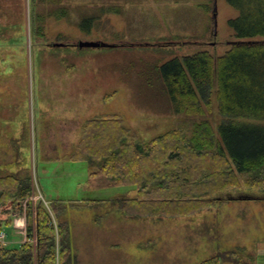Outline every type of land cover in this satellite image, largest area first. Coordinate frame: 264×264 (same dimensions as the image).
<instances>
[{"label":"rangeland","instance_id":"obj_1","mask_svg":"<svg viewBox=\"0 0 264 264\" xmlns=\"http://www.w3.org/2000/svg\"><path fill=\"white\" fill-rule=\"evenodd\" d=\"M33 2L0 0V172L23 168L21 174L32 178L34 201L48 209L50 201L57 203L58 220L69 225L75 264H199L216 254L221 262L232 264L225 254L241 246L253 256L249 264H264V192L232 191L260 199L234 205L225 221H216L209 212L200 215L195 220L200 236H210L199 240L195 254L194 245L188 244L186 251L192 255L182 261L180 218L126 216L114 198H122L128 187L115 186L103 175L92 179L87 163L66 159L83 122L96 116H119L143 140L177 128L190 135L196 120L207 119L215 128L220 121L216 71L210 110L204 107L198 116L174 112L156 87L159 84L143 82V71L202 51L215 58L224 55L236 41L228 21L238 11L226 0ZM55 6L66 7L68 16L50 17ZM82 15L95 16L85 30L78 25ZM79 42L96 46L79 47ZM44 157L55 159L46 162ZM55 168L59 174L53 176ZM64 169L72 173L66 175ZM44 180L62 194L44 195ZM88 198L105 202L83 203ZM0 218H11L12 225L3 231L6 241H15L8 246H17L24 238L27 216ZM187 222L193 225L192 218ZM207 224L211 230L203 234ZM146 240L154 243L153 251L136 246L135 241ZM121 251L128 261L119 260Z\"/></svg>","mask_w":264,"mask_h":264},{"label":"trees","instance_id":"obj_2","mask_svg":"<svg viewBox=\"0 0 264 264\" xmlns=\"http://www.w3.org/2000/svg\"><path fill=\"white\" fill-rule=\"evenodd\" d=\"M34 1L38 6L61 0ZM226 2L238 15L228 21L236 41L224 55L215 58L202 51L183 61L174 58L141 76L149 85L159 84L174 112L198 116L204 107L210 110L216 71L215 99L222 119L216 128L207 119L196 120L190 135L177 128L143 140L114 114L87 118L81 125L69 160L98 166L90 175H103L115 186L135 185L136 197L119 203L126 216H188L224 201L260 199L232 191L264 192V0ZM48 14L60 19L68 10L55 6ZM94 18L82 15L80 29L90 28ZM33 199L28 173L0 172V214L28 218L25 240L18 247L0 242V264H75L69 225L58 220L57 203L50 201L48 209ZM225 255L233 264L254 263L245 247ZM220 258L212 255L199 264H220Z\"/></svg>","mask_w":264,"mask_h":264},{"label":"crops","instance_id":"obj_3","mask_svg":"<svg viewBox=\"0 0 264 264\" xmlns=\"http://www.w3.org/2000/svg\"><path fill=\"white\" fill-rule=\"evenodd\" d=\"M221 121H222V119L220 117V121L217 123V125ZM80 133L81 132H79V138H78V140L74 144L73 143L70 144V148L71 149H70L69 154L73 151L74 146L79 142L80 135H81ZM152 138H150V139H152ZM150 139H147V140H150ZM44 158L47 159L46 162L49 161V160L51 161L52 159H55V158H48V157L47 158L44 157ZM66 159L69 160V157L66 158ZM85 163H87V162H85ZM26 165H24V168L25 169H27V166ZM86 165H87V169H88V173L89 174H91V173H93V172H95V171L98 170V166H96V165H91V164H88V163ZM22 169L21 170L18 169L17 171H12V172H20V171H22ZM61 172H67L66 175H68V174H71L72 173V169H64ZM58 174H59L58 173V169L55 168L53 170V176H56ZM64 177H65V175L63 173V177L62 178H64ZM90 177L92 179H98V178H102L103 176L102 175H100V176H92V175H90ZM41 186H42V190H43L42 192H43L44 195H48V196H59V195L62 194V193H55L54 190H53V188L49 187L47 185V183H45V180H44V184L41 185ZM121 186L128 187L129 190L123 194V197L122 198H121V196H119L118 198H114V199L117 200L118 203H120L123 199H129V198L136 197L137 190H136V186L135 185H121ZM88 199H96V198H88ZM84 200H87V199H84ZM249 202H250V200H229V201H226V202L224 201V202L216 203L215 205H218V207H216L213 210V213H212V208H214L215 206L212 207L211 209L202 210V211H200L198 213H194L192 215H188V216L181 215V216H178V218H180L181 219V222H182V227H181L182 228V231H183L182 239H183V242H184L183 247H182V251L184 252V254L182 253V256H180V259L182 261H184L186 259L185 256H190L192 254H195L198 251L197 243L199 242V240H202V239L205 240L204 238H208L210 236V235H204L203 237L200 236L202 233L200 231H198L200 229H197V228H199V222L195 223V220H197V219H199L201 217L200 215H203V213L209 212L210 214L213 215V217L216 218V221H219V220H224L225 221V220H227V217L230 215V212L232 211L234 205H248ZM190 218L193 219V225H190L187 222V221H190ZM7 219H10V223L6 225L5 220H7ZM12 219H13V217H12ZM186 219H188V220H186ZM200 221H204V220H202V218H201ZM1 223H2L3 229H4L5 226H11L12 225L11 218L2 219ZM209 226H210V224L205 225L204 228L206 230H205V232L203 234H209V232L206 233L207 230L208 231L211 230V229H208ZM213 227H214V225H213ZM3 229H2V231H3ZM137 235H138V233H136V235L133 236L134 240L137 238ZM128 238H129V240H131L132 237L131 236H128ZM24 240H25V234H24V238H23V240L21 242H23ZM13 241L14 240H10V239H7V241H6V233H4L3 240H0V242L3 245H5L6 247H9L8 246L9 244H13ZM123 241L124 240H121L120 241L119 247H121L124 244V243L122 244ZM135 242H136V246L137 247L139 246V247H142V248H146V250L150 248L153 251V249L151 248V246H153L152 244H154V243L150 244L151 242H148L147 240H146V243H144V242H137V241H135ZM20 243L17 246H14V247H18L20 245ZM188 244L194 245V248L192 249V254H190L188 251H186V249H188ZM125 245H126L125 247L128 246L127 243H125ZM244 247L247 248L246 246H244ZM10 248H11V246H10ZM119 253L121 255V258L119 259L121 262L128 261V257L125 255V253L123 251H121ZM220 264H231V263H229L228 261H225L224 263H223V261L222 262L220 261Z\"/></svg>","mask_w":264,"mask_h":264},{"label":"water","instance_id":"obj_4","mask_svg":"<svg viewBox=\"0 0 264 264\" xmlns=\"http://www.w3.org/2000/svg\"><path fill=\"white\" fill-rule=\"evenodd\" d=\"M103 46L108 45L106 43H102ZM79 47H88V46H96V43H92V42H79L78 44Z\"/></svg>","mask_w":264,"mask_h":264},{"label":"built area","instance_id":"obj_5","mask_svg":"<svg viewBox=\"0 0 264 264\" xmlns=\"http://www.w3.org/2000/svg\"><path fill=\"white\" fill-rule=\"evenodd\" d=\"M33 200H35V199H33ZM3 238H4V232L1 231V232H0V240H3Z\"/></svg>","mask_w":264,"mask_h":264}]
</instances>
